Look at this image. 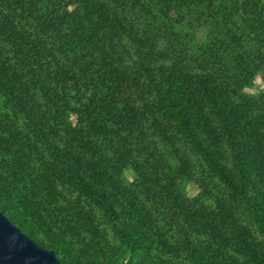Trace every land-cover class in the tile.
Here are the masks:
<instances>
[{
	"label": "trees",
	"instance_id": "obj_1",
	"mask_svg": "<svg viewBox=\"0 0 264 264\" xmlns=\"http://www.w3.org/2000/svg\"><path fill=\"white\" fill-rule=\"evenodd\" d=\"M188 31L205 32L190 51L181 43ZM123 38L139 51L131 54ZM257 74L264 75V0H0V211L16 198L14 221L3 215L39 246L22 228L26 218L54 255L80 232L89 239L83 250L101 257L90 264H114L95 217L99 204L121 255L142 251L154 263L158 252L148 251L177 252L175 236L194 264H206L187 236L216 226L157 175L165 160L158 148L181 139L263 241L254 249L234 229L240 255L226 251L221 236L209 255L264 264V99L243 92ZM125 168L137 175L133 184L123 183ZM253 180L256 196L248 193ZM161 207L174 227L158 225Z\"/></svg>",
	"mask_w": 264,
	"mask_h": 264
},
{
	"label": "rangeland",
	"instance_id": "obj_2",
	"mask_svg": "<svg viewBox=\"0 0 264 264\" xmlns=\"http://www.w3.org/2000/svg\"><path fill=\"white\" fill-rule=\"evenodd\" d=\"M205 37V32L197 31L195 33L187 32L185 36L181 39V43L187 45V50L196 49L203 42ZM189 39H192L190 41ZM129 41H133L130 43ZM112 45L116 49L117 53H120L122 49L116 46L114 41H111ZM130 43V44H129ZM123 45H128L129 51L133 54L139 49L136 47V43L134 40L129 38L122 39ZM134 61L135 57L132 56L130 58ZM243 92L250 96H262L264 99V75L257 74L253 81H251L248 87L243 89ZM62 118L65 120L74 121V118L68 113L64 112L62 114ZM161 125L167 129V124L161 121ZM167 131H172L171 129H167ZM23 132V131H22ZM24 133V132H23ZM219 148V153L223 152L222 147ZM175 152V154H174ZM159 155H162L165 160L159 164L157 175L160 178L169 177L174 184V190L177 194L182 196V199L188 201L190 206V210L195 216H206L209 220L213 221V224L216 226L214 230L210 231L208 234L203 232L190 233L187 236V239L193 244L195 250L198 252L199 256L205 261L207 264H225L223 258L221 256H217L215 254L209 255L208 250H215L217 247L213 245L218 243L217 237L221 236L225 239V247L226 251L229 253L236 252L238 255V249H240L239 242L232 235L234 229H241L244 232V235L247 237L246 243L251 245L254 249H261L262 239L260 235L257 233L255 226L253 225L251 219L248 214L243 211L239 204H237L232 197L230 196L228 190L220 183V181L211 173L209 168L199 159L198 157L192 155L187 148L183 140L177 139L174 142L172 147H159L158 148ZM136 159V158H134ZM139 161V159H138ZM120 164V161H118ZM226 165V164H225ZM228 165V164H227ZM136 174L130 168H125L121 171V178L124 184H133L136 181ZM165 185L169 183V181H164ZM254 188L251 187L249 189V195L256 196V189L260 190V184L253 180ZM66 193L67 199H72L75 197V194ZM143 193V192H142ZM69 194V195H68ZM85 201L89 203L92 209V200L88 197H85ZM147 203H153V200L150 199ZM187 204V203H186ZM217 205H221L225 209H229L231 212L230 216L228 215L226 218H222V212H220L217 208ZM95 209V217L96 220L100 223V230L105 234V242L104 245L113 247L114 253H116V257L114 258V264H150L148 261H144L142 251H137L134 253H128L124 251L121 255V243L117 237L112 234L109 229V223L106 220V216L101 209L99 204L94 205ZM157 208L156 205L153 206ZM5 214L13 219L16 213L20 212V207L16 198H11L6 202ZM102 211V213H101ZM3 213V214H4ZM92 213V210H91ZM160 216H162V221L159 222L158 225L162 229H167L170 226L174 227L172 220L170 219V213L164 210L162 207L160 209ZM126 222V220L119 221V224L122 225ZM21 224V223H20ZM22 228L34 232V235L37 239V242L40 244H45V233L40 231L38 226L30 219L26 218L24 223L21 224ZM170 235H173L175 232L173 230H168ZM171 237V236H170ZM172 237L170 241L174 248H176L177 252H166L160 253L158 250H152L151 248L148 253L152 255L154 251H157L158 261H155L151 264H194L189 256H187L182 248L179 247L180 242L177 244L176 237ZM89 239L86 238L82 233L79 232L78 236L64 238L65 248L57 251L55 256L61 259V264H70L74 262H80L82 264H90L95 259H101L99 256V252L97 251H84L82 246L88 244ZM162 243L164 244V239H162ZM38 244V243H36ZM41 244V245H43ZM39 245V244H38ZM40 245V246H41ZM46 245V244H45ZM157 249V248H156ZM105 251V250H104ZM239 261L241 264H254L246 261L244 258L239 256ZM130 263V264H131ZM228 264V263H227Z\"/></svg>",
	"mask_w": 264,
	"mask_h": 264
},
{
	"label": "water",
	"instance_id": "obj_3",
	"mask_svg": "<svg viewBox=\"0 0 264 264\" xmlns=\"http://www.w3.org/2000/svg\"><path fill=\"white\" fill-rule=\"evenodd\" d=\"M0 264H61L50 249L43 248L0 211Z\"/></svg>",
	"mask_w": 264,
	"mask_h": 264
}]
</instances>
